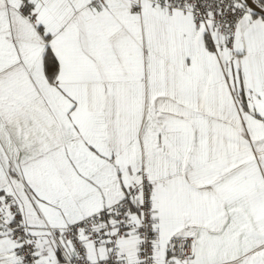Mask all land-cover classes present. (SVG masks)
Wrapping results in <instances>:
<instances>
[{
  "label": "snow or ice",
  "instance_id": "obj_1",
  "mask_svg": "<svg viewBox=\"0 0 264 264\" xmlns=\"http://www.w3.org/2000/svg\"><path fill=\"white\" fill-rule=\"evenodd\" d=\"M0 264H264V0H0Z\"/></svg>",
  "mask_w": 264,
  "mask_h": 264
}]
</instances>
